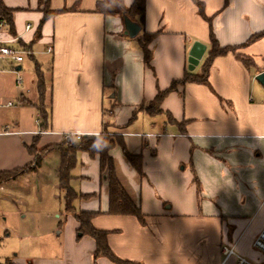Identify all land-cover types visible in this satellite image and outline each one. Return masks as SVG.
<instances>
[{"label": "crops", "instance_id": "obj_1", "mask_svg": "<svg viewBox=\"0 0 264 264\" xmlns=\"http://www.w3.org/2000/svg\"><path fill=\"white\" fill-rule=\"evenodd\" d=\"M2 1L15 10V38L29 46L26 53L35 70L32 74L25 57L21 63L0 60L6 63L0 70V104L3 110H16L4 111L0 137L27 136L16 141L23 145L20 159L0 167V173L30 164L27 147L36 137L43 149L60 144L66 134L97 136L107 127L123 136L130 154L142 157L140 177L119 147L111 152L117 176L146 215V224L106 214L109 189L98 158L80 153L71 185L91 196L76 200L74 208L102 213L93 225L110 232L108 243L118 257L139 264H222V246L233 244L238 254L263 259L252 245L264 227V87L256 80L264 73V37L245 44L264 31V0H146L142 31L161 32L150 45L152 69L144 64L138 38L125 35L123 19L95 12L102 0H42L53 11L67 9L43 23L40 0ZM195 1L211 19L219 44L239 49L213 62L210 88L179 85L163 101V113L150 116L145 108L158 91L189 70L194 44L206 50L190 72L200 73L211 51L210 25ZM133 3L124 0L126 7ZM1 39H13L4 27ZM236 55L251 59L254 66L247 68ZM25 71L31 77L26 83ZM38 75L45 84V131ZM25 112L34 120L31 128L10 135L9 123L21 129ZM53 159L47 156L36 172L1 184L0 191L24 186L31 178L38 184L56 182L59 191ZM56 218L61 219L58 236L64 239L55 254L6 258L0 249L6 258L0 264H94L95 242L89 237L77 240L73 214L63 211ZM97 264L112 263L100 258Z\"/></svg>", "mask_w": 264, "mask_h": 264}, {"label": "trees", "instance_id": "obj_2", "mask_svg": "<svg viewBox=\"0 0 264 264\" xmlns=\"http://www.w3.org/2000/svg\"><path fill=\"white\" fill-rule=\"evenodd\" d=\"M199 7L200 16L206 20L210 25V44L211 51L202 67L200 73H194L187 70L184 77L180 81L173 82L171 86L165 91H158L155 99L148 104L145 108L146 112L150 116H157L163 113L162 103L165 98L171 93L177 90L179 85L186 84H198L207 86L210 88L209 72L213 62L220 57H224L228 54H236L239 47H222L217 41L213 30L211 19L207 18L204 13V8L201 3L195 1ZM41 11L43 13L42 23L54 16L67 12V9L61 11H53L50 9L48 2L40 0ZM73 8L72 10H74ZM14 12L15 10L7 8L3 1L0 0V23L6 28L9 35L16 37V31L14 26ZM95 12L104 16H118L123 19L127 16L132 21L137 22L141 26V32L136 37L140 43L144 64L152 69L151 62L153 58L152 51L150 49L151 43L160 35V31L154 34H148L142 31L146 18V0H134V3L130 7H126L124 0H102L96 5ZM39 37V33H38ZM264 37V31L252 35L245 45L252 44ZM17 47L21 51L28 52L30 54L29 46L22 42H17ZM236 57L242 61L247 67L254 66L251 59L236 55ZM38 92L40 95V104L38 105L41 117L44 123L41 126L42 131L46 130L47 114L45 112V106L43 103L45 84L41 75H38ZM142 108L136 109L133 113L131 121L136 119L137 113ZM173 122V120H171ZM39 138L36 137L30 147H27L28 154L33 158V161L21 169H16L8 172L0 173V185L15 181L29 172H36L41 168L43 162L47 156L53 155L52 169L58 182L59 193L64 203V212L66 214H73L76 220L77 227V240H81L84 237H89L95 242V250L93 253L94 264H97L98 259L104 258L112 264H139L123 260L118 257L114 251L110 248L108 243L109 231L99 230L94 227L93 220L101 215V212H77L74 208V202L78 199H87L90 195H82L77 193L71 183L73 180V171L78 164V155L80 153L87 154L90 158H98L100 164V171L102 178L108 182L109 189V209L106 213L109 216H122L133 217L140 225L146 224V215L142 212L140 206L136 205L128 192L125 190L121 181L119 180L116 172L115 162L111 156V152L114 148L119 147L127 161L134 168L140 177L144 176L143 173V160L141 156L132 155L128 152L123 136L117 134H110L107 131V127L97 136H83L80 140L74 138H63L60 144L50 145L41 150L37 145ZM197 187L199 190V183L196 179ZM200 194V191H199ZM3 264H15L11 261H6Z\"/></svg>", "mask_w": 264, "mask_h": 264}, {"label": "rangeland", "instance_id": "obj_3", "mask_svg": "<svg viewBox=\"0 0 264 264\" xmlns=\"http://www.w3.org/2000/svg\"><path fill=\"white\" fill-rule=\"evenodd\" d=\"M24 57L25 63L32 66L33 74L34 62L27 54ZM3 65H6L5 61L0 62V70ZM26 72L22 74L25 83L31 78ZM4 111L13 113L16 110H3L0 104V133ZM22 122L21 129H16L12 123H9V134L31 128L34 120L28 112H25ZM107 131L110 132L108 129ZM24 138L27 136L0 137V167L9 166L16 159H20L23 145L17 144L16 141ZM38 149L41 150L39 147ZM37 182L39 183L31 178L26 184L24 183V186L16 184L0 191V249L7 254L6 258H15V255L16 258L53 255L64 239L58 236L61 219L56 216L64 211V203L62 199L60 200L57 184ZM0 256V261L2 258L6 260L2 257L4 256L2 253Z\"/></svg>", "mask_w": 264, "mask_h": 264}, {"label": "built area", "instance_id": "obj_4", "mask_svg": "<svg viewBox=\"0 0 264 264\" xmlns=\"http://www.w3.org/2000/svg\"><path fill=\"white\" fill-rule=\"evenodd\" d=\"M3 25L0 23V60H10L12 63H21L24 60V55L27 54L24 51H21L18 49L17 45V39L15 37H12L13 39L9 42H5L1 39L2 35V29ZM31 26H26V30H30ZM15 44V46L13 45ZM15 73L18 74V72L15 70ZM23 83V80L20 76H18L16 80L17 86H21ZM12 103H9L8 106H12ZM83 137V135L80 134H66L64 135L65 139L74 138L76 140H80ZM253 249L257 252H259L263 259L258 261L250 260L240 254L237 253L236 247L233 244H226L223 245L221 248V254L223 257L222 264H226L227 262L233 260L234 264H264V227L261 230V232L258 234V236L253 241Z\"/></svg>", "mask_w": 264, "mask_h": 264}, {"label": "water", "instance_id": "obj_5", "mask_svg": "<svg viewBox=\"0 0 264 264\" xmlns=\"http://www.w3.org/2000/svg\"><path fill=\"white\" fill-rule=\"evenodd\" d=\"M124 27H125V35L129 38L133 39L136 38L139 33L141 32V26L137 23L132 21L127 16L123 17ZM206 47L200 43H195L193 48L190 51L189 55V67L190 71H193L199 64L200 60L202 59L205 53ZM256 80L264 87V73H261L256 77Z\"/></svg>", "mask_w": 264, "mask_h": 264}]
</instances>
